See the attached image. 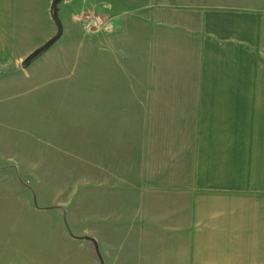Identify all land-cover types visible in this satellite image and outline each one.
I'll list each match as a JSON object with an SVG mask.
<instances>
[{"label":"crops","instance_id":"obj_1","mask_svg":"<svg viewBox=\"0 0 264 264\" xmlns=\"http://www.w3.org/2000/svg\"><path fill=\"white\" fill-rule=\"evenodd\" d=\"M69 10L109 21L92 109L121 118L98 126L91 256L51 214L37 251L35 209L0 208V264H264V0H0V67Z\"/></svg>","mask_w":264,"mask_h":264},{"label":"rangeland","instance_id":"obj_2","mask_svg":"<svg viewBox=\"0 0 264 264\" xmlns=\"http://www.w3.org/2000/svg\"><path fill=\"white\" fill-rule=\"evenodd\" d=\"M73 13L59 14L61 38L27 69L21 65L0 67V208L35 209L37 251L43 247L47 228L44 214H51L47 224H62L69 238L84 246L78 255L86 262L92 251V191L97 183L94 173L98 174L95 160L107 152L106 148L98 150L99 143L106 144L97 134L98 126L117 125L121 118H98L92 109L94 64L99 66L106 60L101 57L103 52H96L93 62L92 40L110 31L109 21L95 12L78 23L72 20ZM87 18L99 26L86 31ZM134 119L138 118L133 117V123ZM93 134H97L96 140ZM67 249L77 254L74 244L69 243ZM40 258L42 252L37 253L38 264L43 262ZM45 261L47 256L44 263L48 264ZM67 264L76 261L68 259Z\"/></svg>","mask_w":264,"mask_h":264},{"label":"water","instance_id":"obj_3","mask_svg":"<svg viewBox=\"0 0 264 264\" xmlns=\"http://www.w3.org/2000/svg\"><path fill=\"white\" fill-rule=\"evenodd\" d=\"M52 19L58 28V34L46 42L41 48L31 53L21 64L22 69H27L28 66L33 62L38 56H40L43 52L49 49L54 43H56L62 36L63 30L61 28V23L59 22L57 15L53 13Z\"/></svg>","mask_w":264,"mask_h":264},{"label":"built area","instance_id":"obj_4","mask_svg":"<svg viewBox=\"0 0 264 264\" xmlns=\"http://www.w3.org/2000/svg\"><path fill=\"white\" fill-rule=\"evenodd\" d=\"M94 18H97V17H94ZM86 20L87 21L84 22V28L88 32L93 31L96 27L99 26V24H97V22L92 20L91 18H87Z\"/></svg>","mask_w":264,"mask_h":264}]
</instances>
